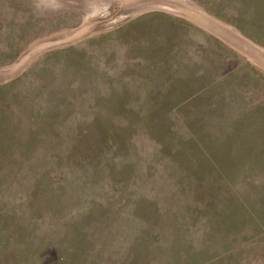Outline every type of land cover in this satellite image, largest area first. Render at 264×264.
I'll return each mask as SVG.
<instances>
[{
  "label": "rangeland",
  "instance_id": "rangeland-1",
  "mask_svg": "<svg viewBox=\"0 0 264 264\" xmlns=\"http://www.w3.org/2000/svg\"><path fill=\"white\" fill-rule=\"evenodd\" d=\"M0 264H264V0H0Z\"/></svg>",
  "mask_w": 264,
  "mask_h": 264
},
{
  "label": "trees",
  "instance_id": "trees-1",
  "mask_svg": "<svg viewBox=\"0 0 264 264\" xmlns=\"http://www.w3.org/2000/svg\"><path fill=\"white\" fill-rule=\"evenodd\" d=\"M236 28L238 29V30H240L241 31V29H240V26H236ZM243 33V32H242Z\"/></svg>",
  "mask_w": 264,
  "mask_h": 264
}]
</instances>
